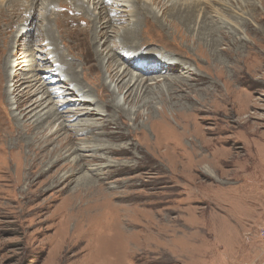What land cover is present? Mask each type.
Here are the masks:
<instances>
[{
  "label": "rangeland",
  "instance_id": "374dc122",
  "mask_svg": "<svg viewBox=\"0 0 264 264\" xmlns=\"http://www.w3.org/2000/svg\"><path fill=\"white\" fill-rule=\"evenodd\" d=\"M187 3L186 9L174 12L190 24L173 28L168 22L165 31L164 25L161 31L158 29L160 32L152 33L156 42L142 38V44H146L142 49L166 50L179 59V65L186 67V63L188 70L204 77L205 83L186 81L192 85L188 86L190 89L183 86V92L169 82H165L167 89H163L161 82L150 88L156 91L161 85L160 92L166 96L170 91L171 103H178L184 119L208 129L212 134L205 137L213 142H181L180 151L170 149V145L169 155L159 160L162 174L131 168L134 159L130 156L109 155L108 161L95 162L90 153H83L87 157L74 174L72 158L80 152H71L54 163L51 170V161L45 162L42 170L46 173L30 180L33 187H26L16 177L18 159L10 158V150L5 146L6 150L0 151V264H264V243L260 239L264 196L259 194L264 190V0ZM53 10L65 11L63 7ZM72 12L67 11L68 15ZM39 14L37 9L35 17ZM257 15L261 20L255 19ZM174 20L178 23V19ZM212 20H217L213 26L209 24ZM84 22H76V29L85 27ZM25 52L22 51L17 66L39 54L35 51L27 58ZM153 56L159 57V53ZM209 58L214 62L209 63ZM242 58L246 61L239 68L235 60ZM164 76L169 79L176 75ZM81 81L90 88L84 79ZM212 82L218 84L217 90L212 91ZM225 88L235 94L232 101L236 124L226 123L222 115L215 113L223 107L218 97ZM213 92L217 97L213 98ZM184 95L189 98L186 100ZM63 99L53 98L55 102ZM53 105L45 110L55 108ZM63 124L66 126L60 130L61 138H73L75 146L101 142L103 138L83 136L71 121ZM175 125L171 119L172 129ZM145 131L154 139L148 125ZM222 137L230 142H219ZM103 141L101 145L110 143L105 138ZM56 144L52 142L49 149ZM167 149L163 146L151 153L159 156ZM175 152L182 155L180 171L172 172ZM192 161L198 163L193 166ZM67 175L73 176L63 180ZM19 183L22 188H17ZM80 184L84 186L75 191L74 186L78 188ZM258 184L262 185L260 190ZM88 227L92 231L79 238L77 248L63 251V240L70 233L83 234Z\"/></svg>",
  "mask_w": 264,
  "mask_h": 264
},
{
  "label": "bare ground",
  "instance_id": "6f19581e",
  "mask_svg": "<svg viewBox=\"0 0 264 264\" xmlns=\"http://www.w3.org/2000/svg\"><path fill=\"white\" fill-rule=\"evenodd\" d=\"M187 1L0 0V142H6V145H0V151L4 152L7 146L10 158L18 159L16 177L22 179L26 187H33L30 180L40 178L46 173L42 170L45 162L51 161V170L54 163H58L71 152H80L72 158L71 173L74 174L80 168L84 157H87L83 153H90L89 157L95 162L108 161L109 155L130 156L134 159L131 168L137 167L162 174L163 169L159 165L163 157L169 155L170 145V149L180 151L181 142H213L205 137L212 134L208 129L195 125L187 117L184 119L178 110V103H171L170 91L166 92L167 96L160 92L161 85L163 89L168 88V83L165 82H169L171 87H178L180 92L183 89V92V86H186V89L191 88L188 86L192 84H187L188 81L195 82L194 84L200 81L205 83L207 81L204 77L188 70L186 63V67L179 65V59L166 50L163 53L153 48L142 49L146 45L142 44V40L149 37L155 41L152 33L160 32L164 25L165 31L168 22L173 24V28L190 24L183 16L175 13L186 9L189 5ZM87 4L92 6V10H89ZM54 7H63L65 11L56 13ZM37 9H40L38 18L35 17ZM68 10L73 11L71 15H68ZM218 18L223 21L221 17ZM174 19H178V23ZM255 19L261 20L258 15ZM79 21H85V27L76 29L75 24ZM216 21L212 20L209 24L213 26L212 23ZM20 29V33H17ZM73 31L75 32L70 33ZM98 42L100 45L97 46ZM24 50V56L27 58L35 51L39 54L33 58L29 57L30 59L17 66ZM157 52L159 57H154L153 54ZM235 61V65L239 67L246 59ZM208 62L214 60L209 58ZM11 67L14 69L10 75ZM18 70H22V73H17ZM234 70L237 71L235 67ZM39 72H42V75L37 76ZM170 74L176 76L168 79ZM81 79H84L90 88L84 85ZM157 82L163 84L158 86L156 91H152L150 87ZM217 85L214 82L209 84L212 91L214 88L217 90ZM225 89L218 97L223 107L215 113L222 115L226 123L236 124L237 121H233L235 104L233 105L232 101L235 94L228 91V88ZM174 90L176 88H172V91ZM71 94L72 98L63 99ZM212 95L213 98L217 97L214 92ZM53 98L64 101L55 102ZM188 98L186 95L185 99ZM71 101L73 103H70ZM50 104H54L55 108L45 110ZM8 106L12 108L7 109ZM171 119L176 123L173 129ZM29 120L32 121L28 122ZM205 120L203 119V122ZM63 121L73 122L72 126L79 127L85 137H103L105 142L110 143L101 145L100 143L104 142L102 138L101 142L75 146L73 138H61L60 130L66 126ZM146 125L149 126L154 139L147 135ZM30 133L32 136L29 137ZM218 141L230 142L223 137ZM52 142L57 144L53 149H49ZM131 142L142 143L134 145ZM150 142L159 144L153 145ZM163 146L168 148L163 155H152L153 149ZM99 150L101 153H96ZM180 156L182 155L175 152L171 164L172 172L180 171ZM196 163L198 161H192L193 166ZM97 167L102 168L99 165ZM254 176L256 181V175ZM69 177L63 176L62 179L67 180ZM83 186L80 184L78 188L74 186V189L76 191ZM257 186L260 190L262 185ZM22 187V183L17 186ZM263 191L260 190L259 193L262 197ZM91 231L92 228L88 227L83 234L70 233L63 240V251L77 248L81 241L79 238H85ZM83 250H87V247Z\"/></svg>",
  "mask_w": 264,
  "mask_h": 264
},
{
  "label": "built area",
  "instance_id": "2783aa9c",
  "mask_svg": "<svg viewBox=\"0 0 264 264\" xmlns=\"http://www.w3.org/2000/svg\"><path fill=\"white\" fill-rule=\"evenodd\" d=\"M260 239H261V241L264 243V228H263L262 231H261Z\"/></svg>",
  "mask_w": 264,
  "mask_h": 264
}]
</instances>
